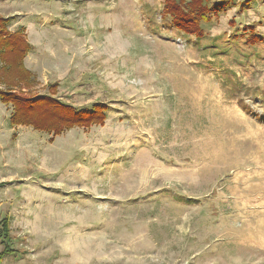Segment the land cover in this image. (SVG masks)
<instances>
[{
	"label": "rangeland",
	"instance_id": "obj_1",
	"mask_svg": "<svg viewBox=\"0 0 264 264\" xmlns=\"http://www.w3.org/2000/svg\"><path fill=\"white\" fill-rule=\"evenodd\" d=\"M245 1L197 39L164 0H0L34 48L24 93L107 106L54 137L0 100L1 264H264V0Z\"/></svg>",
	"mask_w": 264,
	"mask_h": 264
},
{
	"label": "trees",
	"instance_id": "obj_2",
	"mask_svg": "<svg viewBox=\"0 0 264 264\" xmlns=\"http://www.w3.org/2000/svg\"><path fill=\"white\" fill-rule=\"evenodd\" d=\"M251 0L244 3L249 4ZM240 3V2H239ZM238 5L237 0H164L162 19L170 23L182 34L202 39L204 25H212L220 14ZM10 18L0 17V100L12 105V125L30 126L39 132L61 136L73 128L88 129L94 125L103 126L106 121L107 106L97 103L89 109H77L64 104L53 95L57 94L58 84H48L52 95L31 97L23 92L38 85L33 73L24 64L25 58L34 48L27 40L24 30H8ZM252 33L241 35L248 38ZM252 40L257 39L255 35ZM258 40V39H257ZM11 217L0 221V235L6 246L0 252V264L7 254L14 253L9 246L11 239Z\"/></svg>",
	"mask_w": 264,
	"mask_h": 264
}]
</instances>
